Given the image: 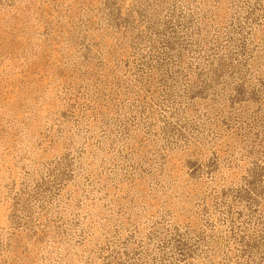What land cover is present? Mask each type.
Instances as JSON below:
<instances>
[{
  "label": "rangeland",
  "instance_id": "rangeland-1",
  "mask_svg": "<svg viewBox=\"0 0 264 264\" xmlns=\"http://www.w3.org/2000/svg\"><path fill=\"white\" fill-rule=\"evenodd\" d=\"M0 264H264V0H0Z\"/></svg>",
  "mask_w": 264,
  "mask_h": 264
}]
</instances>
